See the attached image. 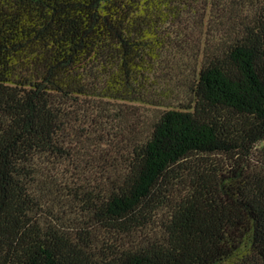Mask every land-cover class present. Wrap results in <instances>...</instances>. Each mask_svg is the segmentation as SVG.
I'll list each match as a JSON object with an SVG mask.
<instances>
[{"label":"trees","instance_id":"trees-1","mask_svg":"<svg viewBox=\"0 0 264 264\" xmlns=\"http://www.w3.org/2000/svg\"><path fill=\"white\" fill-rule=\"evenodd\" d=\"M0 264H264V0H0Z\"/></svg>","mask_w":264,"mask_h":264}]
</instances>
